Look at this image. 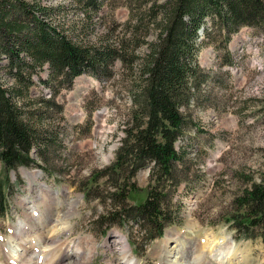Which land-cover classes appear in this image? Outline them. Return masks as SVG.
I'll list each match as a JSON object with an SVG mask.
<instances>
[{"label": "trees", "instance_id": "trees-1", "mask_svg": "<svg viewBox=\"0 0 264 264\" xmlns=\"http://www.w3.org/2000/svg\"><path fill=\"white\" fill-rule=\"evenodd\" d=\"M43 1L0 0V60H7L12 79L9 86L0 79V214L7 215L10 208V173L41 165L33 152L43 157L50 145L47 137L52 140L44 127L46 114L31 106L35 98L29 90L39 71L47 66L43 82L56 95L61 83L71 85L83 73L116 83L127 73L130 105L124 113V136L114 160L97 172L105 178V187L101 189L96 179V187L85 195L108 202L96 217L97 227L135 224L143 249L177 222L173 192L189 168L188 150L177 143L194 123L193 100L210 103L204 86L214 69L200 64L201 46L224 50L220 64H232V34L245 26L264 32V0H127L128 21L105 26L95 40L89 34L113 0H73L87 17L81 26L68 27L56 19L63 3ZM117 61L121 73L112 70ZM148 167L147 194L130 203L139 188L136 175ZM245 178L226 221L236 236L264 241V172L260 179Z\"/></svg>", "mask_w": 264, "mask_h": 264}, {"label": "rangeland", "instance_id": "rangeland-1", "mask_svg": "<svg viewBox=\"0 0 264 264\" xmlns=\"http://www.w3.org/2000/svg\"><path fill=\"white\" fill-rule=\"evenodd\" d=\"M43 2L63 3L64 7L55 14L57 21L66 27L73 23L81 26L87 17L73 0ZM111 2L100 14L101 24L98 22L89 34L91 39L95 40L97 34L105 31V26L128 21L130 2ZM141 50L143 48L138 52ZM229 50L234 62L226 65L220 64L224 50L211 44L201 46L200 64L214 69L212 80L204 86L210 103L197 104L193 100L194 123L177 143L187 148L189 167L181 174L182 185L173 192L179 208L177 222L168 226L162 237L147 242L143 249L137 246L135 251L130 241L141 246L136 225L97 227L96 217L106 211L108 202L104 204L100 199L85 195L90 187H96L92 184L96 179L101 189L105 187V178L99 177L97 172L114 160L124 136V113L130 105V76L126 73L125 78L116 83L83 73L71 85L61 83L56 95L54 88L43 82L48 77L47 66L41 69L34 77L29 94L35 98L31 101L32 108L46 114L44 127L52 140L47 137L50 145L43 151V157L33 152L41 165L22 166L10 173L13 193L7 217L0 214V254L4 255L5 246L13 252L19 248L13 240L15 223L26 220L34 223V208L46 209L51 204L62 218L66 217L69 205L74 206L70 222L62 224L60 221L57 228L71 223L72 232L63 233V238L92 237L89 246L94 250L87 264H113L122 259L123 248L119 241L128 244L130 262L126 264H161L160 258L165 253L170 254L172 263L180 260L183 264H196L192 253L199 248L207 253L203 264H222L209 253L218 239H227L228 244H232L229 261L226 259L223 264H264L263 239L237 238L226 224L227 217L235 210V195L246 185L245 176L260 179L264 172V32L251 26L241 28L232 34ZM6 64L7 60L2 58L0 79L9 86L12 79ZM121 69L119 61L112 68L114 73H121ZM51 97L53 100L44 102V98ZM135 180L139 192L129 198L130 203L147 194L149 169L138 172ZM42 230L35 227L33 235L38 237ZM186 244L189 248L183 255L181 249ZM72 250L71 254L75 255Z\"/></svg>", "mask_w": 264, "mask_h": 264}, {"label": "bare ground", "instance_id": "bare-ground-1", "mask_svg": "<svg viewBox=\"0 0 264 264\" xmlns=\"http://www.w3.org/2000/svg\"><path fill=\"white\" fill-rule=\"evenodd\" d=\"M69 206L70 208L67 210V212H65L66 217L64 218H62L61 215L58 216V212L53 211V207L50 204L46 206V209L41 207L34 208L35 214L32 215L34 217L33 219H35L34 223L29 224L27 220L15 223L13 240L15 243H17L16 246L18 245L19 248L14 250L16 252L15 253L5 246L4 255L2 256V254H0V261H2L4 264H87L90 262L92 260V254L94 250L92 246H89L93 241L91 239L92 237H78L74 239L63 238V233L68 234L69 232H72L73 225L71 223L64 225L62 228H57L60 224V221H62V224L64 222H70L73 212L72 207L74 206ZM54 221V225L52 224L53 226H50V224ZM39 224L42 226L40 227ZM35 227H37V230L39 228L43 229L42 232L38 234V237L33 235ZM226 240L221 241L218 239L213 245H211L209 251V253L215 256L222 264L226 259L227 262L229 261L228 255L231 253L230 249L232 244H228V240ZM121 242L119 241L123 248V257L117 262L115 260V263L113 264H126L130 262V258H127V254L129 252L128 244H122ZM180 244L183 245V243ZM70 247L73 248L72 253H75V255L71 254ZM188 248V244L182 246L181 250L183 255L184 251H186ZM130 252L131 255L134 254L132 249ZM194 254L195 257L193 258L196 259V264H203V259L207 254L205 250H200L199 248L197 251L192 253V255ZM35 256H37V258H35ZM160 259L161 264H183L180 260L172 263L169 253H165V255Z\"/></svg>", "mask_w": 264, "mask_h": 264}]
</instances>
